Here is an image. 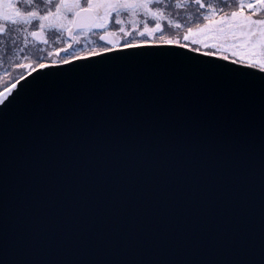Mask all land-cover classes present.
I'll return each mask as SVG.
<instances>
[{"label": "snow or ice", "instance_id": "6c2138e0", "mask_svg": "<svg viewBox=\"0 0 264 264\" xmlns=\"http://www.w3.org/2000/svg\"><path fill=\"white\" fill-rule=\"evenodd\" d=\"M184 13L191 24L179 21ZM165 26L185 28L189 43L164 38ZM130 31L161 35L120 44ZM89 32L104 41L99 52H70ZM50 33L66 36L59 59L15 63L26 73L0 91V125L11 111L31 116L24 159L11 160L13 173L23 170L19 201L7 135L0 150V264H191L175 257L207 245L228 258L204 264H264V0H0V45L23 53ZM171 44L179 50L151 47ZM196 44L214 51L203 59L183 51L200 52ZM7 54L0 49V63ZM156 60L194 67L215 87L86 100L65 79ZM257 176L254 236L246 223ZM209 189L230 214L197 229L188 217ZM176 206L183 219L161 215Z\"/></svg>", "mask_w": 264, "mask_h": 264}, {"label": "water", "instance_id": "95a60500", "mask_svg": "<svg viewBox=\"0 0 264 264\" xmlns=\"http://www.w3.org/2000/svg\"><path fill=\"white\" fill-rule=\"evenodd\" d=\"M151 47H160L173 51L179 50L178 46L169 45ZM183 51L196 58L203 59L202 53L193 54L189 49H184ZM212 59L220 62V57H213ZM223 63L231 64L230 61H223ZM255 71L258 74L259 70ZM65 79L72 86L76 98L86 100H103L107 97L129 99L142 90L154 89L159 91L165 87L173 90L182 89L185 92L190 91L192 88L215 87V82L208 80L198 69L186 67L181 70L176 64L166 60L121 61ZM252 96L258 113L260 104L258 89L253 91ZM30 119L31 116L28 112L15 110L9 113L6 129L4 125H0V150L3 148L5 135H7L9 147V190L11 192L13 187H15L18 201L20 199L19 194L22 191V185L18 183V179L22 175L23 170L17 167L15 173H13L11 160L15 159L17 165H19L24 159V144L27 140L26 122ZM2 174L3 166L2 162H0V176ZM169 211H174L182 219L185 217V209L181 206L171 209L162 208L160 213L164 215ZM229 214L230 209L224 200L213 196L212 190L209 189L200 200L194 203L188 219L197 229L202 227L211 228L214 222L224 220ZM246 227L254 236L258 235L260 227L258 176L255 181V194L250 201ZM203 235L207 237V233ZM227 258L225 252L215 251L211 245L193 249L187 254L181 253L175 257L177 260L189 261L191 264H204V262L209 260L223 261Z\"/></svg>", "mask_w": 264, "mask_h": 264}, {"label": "flooded vegetation", "instance_id": "af4514ba", "mask_svg": "<svg viewBox=\"0 0 264 264\" xmlns=\"http://www.w3.org/2000/svg\"><path fill=\"white\" fill-rule=\"evenodd\" d=\"M178 19L182 24H185V23L191 24V22H192L188 18V14H186V13L181 14V16L178 17ZM184 32H185V28H183V27L181 29H175V28L165 26L163 36L166 39L176 40V41H179L180 43H189V42H186L184 40ZM160 35H161L160 33H157V34H155L154 37H140L136 31H130L126 37L121 38L118 35L117 39H119L120 44H123L125 42V40L140 41L141 39H149V40L158 39L160 37ZM48 40H49V43L46 45L45 44H35V45L30 44L25 49V51L23 53L14 52L11 45L8 44L7 42L5 45H0V49H2L4 47H8V54L4 58L3 62L0 63L1 66L3 65L2 71L9 74V75H7V76H9V79L18 78L19 75L21 74L20 71H23L26 73L27 70L15 68L14 65L17 62L34 64L37 60H40L44 63L50 64L51 61L59 59V57L55 55V49L65 47L66 36L59 37L58 34L50 33L48 36ZM103 44H104V41H101L97 34L89 32V33H85V34L81 35L79 37V43L74 44L73 48L69 49V51L70 52L75 51L76 53L81 54V55L86 53L89 49H95L96 51L99 52V50ZM151 46H162V45H151ZM169 46H178L179 47L178 44H171ZM192 47L200 48L201 51L198 53H202V54L204 51H207V50H213L214 51V49H205L200 44L192 45ZM59 55L62 57L65 55V53L61 52ZM25 56L28 58L27 60L23 59V57H25ZM215 57H220V56L217 55ZM228 61L231 62V60H228ZM5 73H3L2 75H5Z\"/></svg>", "mask_w": 264, "mask_h": 264}, {"label": "rangeland", "instance_id": "374dc122", "mask_svg": "<svg viewBox=\"0 0 264 264\" xmlns=\"http://www.w3.org/2000/svg\"><path fill=\"white\" fill-rule=\"evenodd\" d=\"M1 69H3V67L0 66V72H1ZM20 72H22V71H20ZM8 79H9V76H7L6 74L5 75H0V91L3 90V87H2L3 84L10 80V79L9 80Z\"/></svg>", "mask_w": 264, "mask_h": 264}, {"label": "trees", "instance_id": "16d2710c", "mask_svg": "<svg viewBox=\"0 0 264 264\" xmlns=\"http://www.w3.org/2000/svg\"><path fill=\"white\" fill-rule=\"evenodd\" d=\"M0 66H1V64H0ZM1 67H3V65L1 66ZM4 72L2 71V69H1V72H0V75H2ZM8 82V81H7Z\"/></svg>", "mask_w": 264, "mask_h": 264}]
</instances>
